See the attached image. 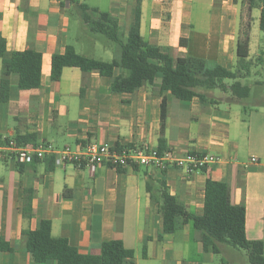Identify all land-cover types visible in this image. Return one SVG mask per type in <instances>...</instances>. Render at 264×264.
Returning <instances> with one entry per match:
<instances>
[{"label":"crops","instance_id":"obj_1","mask_svg":"<svg viewBox=\"0 0 264 264\" xmlns=\"http://www.w3.org/2000/svg\"><path fill=\"white\" fill-rule=\"evenodd\" d=\"M107 1L106 9L100 3L86 5L115 16L120 33L127 32L133 23L135 0ZM193 2L142 0L141 37L150 45L170 50L175 58L193 57L230 70L234 61L241 70L254 61L259 63L264 55L261 2L252 6L243 0ZM70 7L69 0H0V35L6 51L20 53L31 44L42 55L40 88L20 90L18 75L9 77L8 101L0 103V145L16 134L34 133L36 144L56 149L75 151L89 144L157 149L159 78L151 87L143 86L132 94L111 92V80L96 71L64 68L59 81H50L51 58L67 45L80 55L104 61L83 53L95 48L99 40L81 22L70 31ZM245 35L249 53L240 62L237 43ZM181 40L186 45H180ZM1 66L0 60V79ZM250 72L247 68L246 77ZM120 74L117 69L115 75ZM222 94H210L219 100L215 105L201 104L196 98L180 102L166 94L165 151L177 157L199 152L220 158L203 170L160 172L135 166L119 172L100 165L90 172L86 167L54 164L48 171L45 160L50 156L17 164L4 153L0 157V237L12 251L0 252V264H36L23 249L22 232L35 230L41 220L50 222L52 237L66 238L81 254L97 255L103 242L120 240L134 252L135 264H141L139 259L149 264H213L216 254L202 250L190 223L158 240L162 230L160 181L196 216L203 212L206 180L228 184L232 203L246 209L247 239L264 245V110H248L246 100ZM251 158L257 163H250ZM27 199L32 215L28 220L23 215ZM143 245L147 246L146 258Z\"/></svg>","mask_w":264,"mask_h":264},{"label":"trees","instance_id":"obj_2","mask_svg":"<svg viewBox=\"0 0 264 264\" xmlns=\"http://www.w3.org/2000/svg\"><path fill=\"white\" fill-rule=\"evenodd\" d=\"M252 6L261 2L259 29L264 32V0H243ZM141 2L135 0L134 18L128 28L125 39L121 38L118 19L108 12L100 11L83 3L69 0L70 8L74 7L81 24L94 35L104 36L115 43L119 50L116 59L106 62L78 54L67 45L61 54L51 58L50 81L60 80L64 68H77L81 72L96 71L100 76L109 78L110 90L114 93L132 94L143 86L151 87L156 78L160 79L158 96L160 97V131L157 151L165 152L163 137L166 119V94L180 102H191L196 98L201 104L215 105L219 102L209 92L219 90L229 93L238 101L250 97L251 88L243 85L237 79L236 71L220 64L209 65L202 59L193 57L175 58L170 50L150 45L140 35ZM29 45V44H28ZM180 45H186L183 40ZM249 53V38L245 35L237 43V58L244 62ZM0 103L9 98L11 74L18 75L20 90L38 89L41 86L42 55L30 44L26 50L10 55L6 44L0 35ZM121 70L120 75L115 71ZM226 81H230L227 84ZM13 140L21 145H35L36 134H16ZM116 149L121 147L116 145ZM38 160H34L36 162ZM33 163V162H32ZM48 171L54 167V157L45 160ZM124 168H117L121 172ZM162 230L158 240L163 235L173 234L180 227L192 224L196 233V241L202 250L219 254L220 245H226L234 250H243L247 256V264H264V245L261 241H249L246 237V209L243 205H234L231 201L230 187L223 182L207 179L204 186V205L201 215L189 213L185 206L169 194L164 181L159 182ZM146 190L152 200L151 184L146 182ZM23 215L31 218L29 199L24 200ZM23 249L36 264L53 261L55 264H135L134 252L124 247L122 241L111 240L103 242L99 254H81L71 246L66 238H54L51 235V224L41 220L35 230L22 232ZM10 244L0 237V252H11ZM147 246L142 247V256L146 258Z\"/></svg>","mask_w":264,"mask_h":264},{"label":"built area","instance_id":"obj_3","mask_svg":"<svg viewBox=\"0 0 264 264\" xmlns=\"http://www.w3.org/2000/svg\"><path fill=\"white\" fill-rule=\"evenodd\" d=\"M8 154L17 164H31L34 160H44L47 156L54 157V164H72L78 167H86L93 172L97 166L106 165L113 169L142 166L164 172L171 168L184 170L191 173L206 169L219 163L220 158L210 153L189 152L183 156H173L165 151L160 155L157 149L148 147L121 150L115 147L89 144L78 150L68 147L56 149L51 145L35 144L21 145L12 140H5L0 145V157ZM257 159L251 158L250 163H257Z\"/></svg>","mask_w":264,"mask_h":264},{"label":"rangeland","instance_id":"obj_4","mask_svg":"<svg viewBox=\"0 0 264 264\" xmlns=\"http://www.w3.org/2000/svg\"><path fill=\"white\" fill-rule=\"evenodd\" d=\"M78 1V0H76ZM198 0H194V4L198 3ZM82 3L91 5L92 3H100L98 0H84ZM108 1L103 0V2L100 3L102 5V9H106ZM70 17V31L73 29L72 26L76 24V22H80L78 14L74 7L70 8V10L67 13ZM125 33L124 30L121 31V37L122 39H125ZM264 34V33H262ZM98 37V43L96 44L95 48H91L89 51H83V53H88V55L95 57V58H101L104 61H110L111 59H116L119 55L118 47L115 43L107 40L104 36L97 35ZM261 45L264 47V39L261 42ZM102 61V60H101ZM254 61V60H253ZM256 61L252 63V65L249 63L246 66H242V68L245 70H241L238 68V63L234 61L232 63V70L240 71L239 78L237 79L240 81L243 85L250 86L251 88V94L248 99L245 101V105L247 106V109H252L258 107L261 110H264V86H256L257 82L264 83V55L259 60V63L255 64ZM213 62H209V65H213ZM248 71L251 73L249 77H246L248 75H245V73ZM227 84H230V81H226ZM214 97H219V95H223L222 92L219 90H214L209 92ZM228 94V93H226ZM263 105V106H262ZM221 252L218 255L214 256V262L213 264H247V256L245 251L243 250H234L231 247H228L226 245H221ZM222 261L224 263H222ZM139 262L141 264H149L148 261L139 259Z\"/></svg>","mask_w":264,"mask_h":264}]
</instances>
